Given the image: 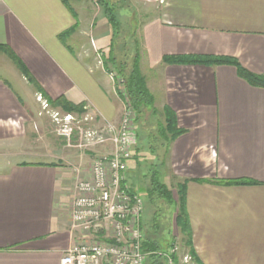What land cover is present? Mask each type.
<instances>
[{"label":"crops","instance_id":"0c3cea01","mask_svg":"<svg viewBox=\"0 0 264 264\" xmlns=\"http://www.w3.org/2000/svg\"><path fill=\"white\" fill-rule=\"evenodd\" d=\"M82 1L71 0V10L63 0H0V45L27 70L0 51V150L18 158L0 169V264H60L79 237L71 232V203L92 161L61 146L49 118L39 114L37 94L88 107L97 124L121 121L123 96L105 64L112 27L99 0L102 17L96 11L91 20ZM127 1L136 14L135 4L155 8L138 27L140 69L155 106L173 110L184 130L171 144L167 167L186 181L199 263L264 264V86L230 64L164 62L232 57L264 77V0ZM91 30L96 53L104 52L102 66L85 36Z\"/></svg>","mask_w":264,"mask_h":264},{"label":"built area","instance_id":"2783aa9c","mask_svg":"<svg viewBox=\"0 0 264 264\" xmlns=\"http://www.w3.org/2000/svg\"><path fill=\"white\" fill-rule=\"evenodd\" d=\"M116 75L112 71L113 79ZM121 91L124 110L120 123L102 125L96 124L92 112L79 117L56 110L42 94L37 95L40 114H49L54 132L65 146L83 152L97 145L109 146V151L95 155L89 176L76 184L71 232L79 237L65 250L60 264H145L149 255L143 250L145 201L128 178L138 140L137 113ZM159 254L165 257V264H200L190 252L181 253L176 242Z\"/></svg>","mask_w":264,"mask_h":264},{"label":"trees","instance_id":"16d2710c","mask_svg":"<svg viewBox=\"0 0 264 264\" xmlns=\"http://www.w3.org/2000/svg\"><path fill=\"white\" fill-rule=\"evenodd\" d=\"M70 1L63 0L69 9L72 10ZM99 3L105 8L107 19L112 27L111 46L109 54L105 58L106 67L110 72L115 71L118 79H121V82L117 83L119 86L117 88L118 92L123 94L121 91L122 85L127 100L137 113L139 139H141V142L143 141V146L147 147L145 153L150 155L143 158L142 155H139V152L143 150L142 146H138L136 150H133L134 153L136 152L133 155L136 163L135 167L138 169L135 174L141 175L143 172V179L136 177L132 184L135 186L139 182L138 186L143 188L144 195L148 198L150 204L156 206L152 224L148 221L149 219L146 220L145 214L143 216V250L149 253L145 264H165V257L160 255L159 252L168 249L175 243V236L172 234L170 225H168L167 221H163V217L166 216L163 213V209H161L163 207L162 204L174 208L175 224L182 235L184 251L190 252L198 261L193 248L192 228L186 210V181L172 176L167 167L171 144L184 130L178 126L177 116L173 110L166 106L161 111L155 106V98L149 91L145 76L140 69L141 50L140 41L135 36L137 30H132V33L130 31L132 27H135L133 22L128 25V28H124V22L116 5L105 0H99ZM120 3V9H132L130 2L127 0H120ZM73 31L74 28H71L64 32L60 35L61 39H65ZM128 37H133L135 40L128 42ZM122 39L123 42L116 46V42ZM0 51L7 54L18 65L20 70L27 72L21 60L11 48L0 45ZM164 62L205 65L230 64L237 68L239 75L244 79L253 84L264 86V77L252 73L237 59L232 57L212 55L165 56ZM43 95L46 96L45 93ZM48 100L53 106L61 107L66 112L78 113L84 110L83 105L73 104L64 97H59L55 100L48 97ZM146 113H149L148 117H146ZM129 167L132 168L133 166ZM134 169L133 167L131 171ZM131 171L128 173L129 177ZM167 178L171 181L170 185L167 182Z\"/></svg>","mask_w":264,"mask_h":264},{"label":"rangeland","instance_id":"374dc122","mask_svg":"<svg viewBox=\"0 0 264 264\" xmlns=\"http://www.w3.org/2000/svg\"><path fill=\"white\" fill-rule=\"evenodd\" d=\"M105 1H108V2H110L111 4H114V5H116V8L119 10V13L120 14H122L121 15V19H122V21L124 22V28H128V25L131 23V22H135V23H133V26H135V27H132V29L130 30V29H127V30H130L131 31V33H132V30L133 31H136L137 30V32H136V38H137V40H139L140 39V28H138V27H140V25L143 23V21L144 20H146V19H148V17H150L151 16V12H154V10H155V8H153L152 6H150V5H147V4H135V6H136V9H137V14L135 13V10H131L132 11V13H131V11H129V10H127V11H123V10H120V0H105ZM83 3L85 2L86 4H83V5H87V8H88V11H87V15L86 16H88V20L90 19H92V15L97 11V12H99V13H96V14H98L97 16V18H101L102 17V9H101V7L100 6H98L97 5V3L95 2V0H84V1H82ZM118 2H119V4H118ZM91 4H93V6H96V10H94V11H90L89 9H90V7H91ZM95 8V7H94ZM87 10V9H86ZM93 13V14H92ZM90 14H92V15H90ZM133 18H135L134 19V21H133ZM99 23H100V25H101V22H100V20H98V23H97V25L96 26H98L99 25ZM108 24V23H107ZM135 24H137V26L135 25ZM93 33H95V30H93ZM85 36H87V38H89V40L91 39V36H92V30H91V32L88 34V35H85ZM134 36V37H135ZM133 40H135V38H129L128 37V42H132ZM123 42V39L122 40H120V41H118V42H116V46H119L121 43ZM89 45H90V47H91V50L93 51V53L94 54H96V58H97V60H99L98 61V64L100 65V66H102L103 64H102V57L104 56L102 53H104L102 50L103 49H100V50H98L97 51V53H96V51H95V49H94V47L92 46V41L90 40L89 41ZM112 73V72H111ZM111 73H110V75H111ZM5 74V73H4ZM7 77H9L10 79H11V81L13 82V84L15 85V87L17 88V89H19V90H22V88H21V84H20V82L18 81V80H16L15 78H13V77H11L9 74H5ZM111 79L115 82V84L116 83H118V79H117V75L116 76H114V79L112 78V76H111ZM117 88H119V87H117ZM121 88H122V85H121ZM23 95H25L26 96V94H23ZM38 95V94H37ZM37 97V96H36ZM156 97H157V99H158V101H160L161 100V95L160 94H157L156 95ZM45 98V97H44ZM49 103H50V106H51V108H53V109H56V110H60V111H64V112H66L65 110H63L61 107H58V106H53L52 104H51V102L48 100V99H46ZM41 109H42V107H41ZM124 110V109H123ZM42 112V110H40V112H39V114ZM87 112H91L89 109L88 110H86V108L84 107V110H83V112H71L72 114H75V115H77V116H79V117H81V116H83V115H85V113H87ZM43 115H46L47 116V118H49V120H50V123L52 124V122H51V118H50V116H49V114H46L45 112L43 113ZM40 116H42V115H40ZM122 116H123V114H122ZM149 116V113H146V117H148ZM122 118V117H121ZM137 119V118H136ZM142 122V121H141ZM140 122V123H141ZM136 127H137V129L139 130V128H138V126H137V120H136ZM50 124V125H51ZM96 124H97V122H96ZM97 125H102V124H97ZM52 128H53V124H52ZM53 130H54V128H53ZM138 130H137V132H138ZM51 132V131H50ZM54 134H55V132H54ZM56 135V134H55ZM57 137V136H56ZM53 138H55L54 137V135H53ZM58 139V138H57ZM61 144V146L65 149V150H67V151H69V152H78L79 154H81V156H88V160L91 162L94 158H95V155H97V154H101V153H103L104 151L103 150H101V146H108V145H97V146H95V147H93V148H91L90 150H87V151H85V152H83V151H79V149H77V148H70V147H67V146H65V144H64V142L63 143H60ZM144 145V143H143V141L141 142V139H139V135H138V140H137V144H136V146H135V148H134V150H136V148L138 147V146H142V151L141 152H139V155H142V158L144 157V156H147V157H149L150 155L149 154H147V153H145L146 152V148L147 147H144L143 146ZM108 148H109V146H108ZM145 150V151H144ZM4 153V151L3 150H0V169H4V168H6V165H8V161L11 159V160H13L14 161V159H18V158H9V155H7V154H3ZM134 153V152H133ZM134 154H136V152L134 153ZM20 159H22V158H20ZM91 164V163H90ZM129 166H133L135 169L134 170H132L131 171V169L133 168H131V167H129V170H128V173L131 171V173H130V177H129V174H128V178H129V182H130V184H131V186L135 189V190H137L142 196H143V198H144V201H146V206H145V210H144V214H145V218H146V220L147 219H149L148 221L150 222V224H152V218H153V214H154V212L156 211V206H154V205H151L150 204V202L148 201V198L144 195L145 193H144V190H143V188L141 187V186H138L139 185V182H137V184L138 185H133L132 183H134V179H136V177H139V178H141V179H143L142 177V173H141V175H137V174H135V172H137V168L135 167L136 166V163H135V160H134V155H133V157H132V159L130 160V162H129ZM138 179V178H137ZM139 181H140V179H139ZM167 182H168V184L170 185V183H171V181H170V179L169 178H167ZM138 186V187H137ZM174 193H176L175 191H174ZM175 195V197H177V195L176 194H174ZM162 206L163 207H161V209H163V213H164V215L166 216V217H163L164 218V220L163 221H167V223H168V225H170V228H171V230H172V234H173V236H175V242L176 243H178L179 244V246H180V250H181V253H183V252H186V251H184V248H183V243H182V235H181V233H180V231H179V229L177 228V226H176V224H175V214H174V211H173V207H170V206H168V205H164V204H162ZM163 215V214H162Z\"/></svg>","mask_w":264,"mask_h":264}]
</instances>
